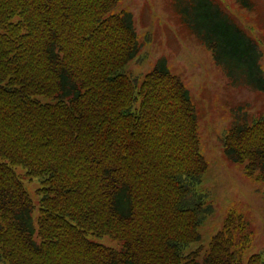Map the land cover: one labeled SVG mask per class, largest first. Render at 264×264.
Wrapping results in <instances>:
<instances>
[{
	"label": "trees",
	"instance_id": "trees-1",
	"mask_svg": "<svg viewBox=\"0 0 264 264\" xmlns=\"http://www.w3.org/2000/svg\"><path fill=\"white\" fill-rule=\"evenodd\" d=\"M120 2L0 0V264H264V251L245 262L253 231L236 210L185 252L208 216L197 108L165 62L123 72L141 43ZM188 4L218 64L264 90L258 46L221 0ZM222 145L264 181V116L236 121ZM16 166L40 178L38 206Z\"/></svg>",
	"mask_w": 264,
	"mask_h": 264
},
{
	"label": "rangeland",
	"instance_id": "rangeland-1",
	"mask_svg": "<svg viewBox=\"0 0 264 264\" xmlns=\"http://www.w3.org/2000/svg\"><path fill=\"white\" fill-rule=\"evenodd\" d=\"M188 2L191 0H121L113 12L126 10L133 13L141 43L139 55L123 72L143 78L160 62H165L189 88L197 108L201 152L208 162L200 186L207 201L208 216L200 228L201 238L188 245L185 252L199 246L206 248L222 228L228 212L236 210L247 218L253 231V244L245 253L247 262L253 254L264 251V181L248 177L246 164L228 160L222 138L236 121L264 116V90H255L248 85L249 81L257 79L253 72L241 78L236 66L235 78H232L225 67L218 64L213 50L203 44L195 32L201 28L199 11L196 7L187 11ZM221 2L257 44L264 73V0ZM148 33L151 34L149 41ZM250 63L253 64V59ZM16 172L38 206L41 196L38 190L43 186L40 178L30 179L23 166H16ZM97 240L108 246H120L117 240L108 236Z\"/></svg>",
	"mask_w": 264,
	"mask_h": 264
}]
</instances>
